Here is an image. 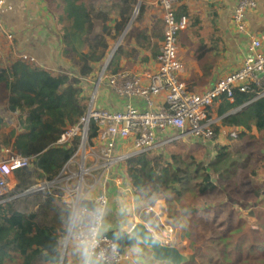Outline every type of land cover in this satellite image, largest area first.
<instances>
[{
	"label": "trees",
	"instance_id": "obj_1",
	"mask_svg": "<svg viewBox=\"0 0 264 264\" xmlns=\"http://www.w3.org/2000/svg\"><path fill=\"white\" fill-rule=\"evenodd\" d=\"M53 9L59 17L65 14L71 20V29L60 35L62 55L72 62L76 75L56 74L20 60L0 68V86L7 94L0 106L23 129L17 133V125L9 123L7 132H0V157L9 149L35 164L34 169L14 173L17 186L4 195L10 200L0 201V264H57L56 243L69 208L62 191L53 188L50 193L18 194L38 183L40 174L48 182L56 180L76 153L80 137L64 147L57 143L66 128L88 110L82 79L94 77L112 42L118 46L105 75L124 71L122 58L135 53L128 47L129 27L133 19L143 18L145 6L140 0L105 4L54 0ZM162 23L150 32L140 29L134 37L135 44L153 57L158 55V42L164 37V31L160 34ZM76 42L84 43L87 51H78ZM210 112L221 122L214 125L216 137L222 125L239 128L238 136L229 143H217L214 151L209 143L169 142L129 157L126 176L139 197L174 201L180 207L200 211L201 221L190 242L192 264H264V183L259 182L253 168L255 155L264 158V144L258 146V136L253 133L264 132V96H259L255 86L246 92L234 89L231 98L224 93L214 100L208 111V117L213 118ZM97 135L98 127L92 122L88 141ZM250 182L253 187L247 185ZM18 201L30 210H18ZM122 230L107 232L112 242L113 235L121 233L120 251L132 243Z\"/></svg>",
	"mask_w": 264,
	"mask_h": 264
},
{
	"label": "built area",
	"instance_id": "obj_2",
	"mask_svg": "<svg viewBox=\"0 0 264 264\" xmlns=\"http://www.w3.org/2000/svg\"><path fill=\"white\" fill-rule=\"evenodd\" d=\"M176 1L153 2L155 7L161 8V18L165 23L164 37L158 49L157 71L136 74L124 70L110 75L108 86L117 99L124 101L122 105L99 107L95 105L93 96L86 114L68 126L58 141L59 145H64L80 137L81 144L77 153L56 180L48 182L41 176L38 183L18 196H26L32 191L47 193L56 188L62 190V199L69 206L77 198L86 197L88 201L103 198L109 208L110 198L106 189L108 181L113 180L115 186H122L123 194L129 192L126 184L129 181L123 173L129 157L161 148L188 135L209 143L214 148L217 144L214 133L216 119L208 117V108L214 100L224 93L231 98L234 89L246 92L252 90L253 86L259 90V96H264V32H247L244 19L246 12L255 7L256 0H239L234 13L239 31L248 38V54L242 66L201 93L191 91L182 79L183 64L178 56V34L187 26L188 20L184 15L175 17L173 9ZM11 8L12 5L0 0V57L4 53V47L14 46L15 34L3 22V14ZM117 46L118 44L104 65L102 64L100 80L106 77V68ZM18 59L28 64L36 63L35 56L29 53L21 54ZM139 101L145 107H141ZM92 122L98 127V135L93 138V143H89ZM169 130L173 131V136H161ZM238 133L239 131H232L231 137L236 138ZM98 145L101 147L100 152L96 151ZM33 165L31 158L7 150L6 155L0 158V201L10 200L4 198V195L17 186L14 173L23 168H32ZM88 180L92 183L88 184ZM139 222L140 218L135 216L129 227L132 228ZM164 228L156 235L165 243L172 244L170 236L177 229V224L172 221ZM112 244V240L105 233L101 246L110 247ZM126 251L127 248L124 251L119 250L112 264H121L128 260Z\"/></svg>",
	"mask_w": 264,
	"mask_h": 264
},
{
	"label": "crops",
	"instance_id": "obj_3",
	"mask_svg": "<svg viewBox=\"0 0 264 264\" xmlns=\"http://www.w3.org/2000/svg\"><path fill=\"white\" fill-rule=\"evenodd\" d=\"M5 1L12 5V8L3 14V22L7 29L14 32L15 41L12 48L9 46L3 48L4 53L0 60V68L9 67L15 61L20 60L18 57L21 54L29 53L35 56V65L37 67L50 70L56 74L69 72L70 74L74 73V75H76V68L72 65V62L62 55L63 44L60 35L64 30L71 29V20L65 14H62L61 17L55 14L53 9L54 0ZM79 1L80 3L94 2L96 4H105L109 1L117 2L119 0ZM154 1L155 0H140V3L143 2L145 6L143 18L139 21L133 19L132 25L129 27L132 33L129 38L128 47L130 49L133 48L134 51H132L135 53L130 58H122L123 60L120 62V67L131 73H149L155 72L158 69L157 56L153 57L150 51L136 45L134 38L138 30L147 28L150 32L153 26L158 23L161 24L162 22L163 28L160 34L163 33L165 23L161 18L162 11L160 7L154 6ZM238 2L239 0H177L175 2L173 9L175 17L178 18L184 15L188 20L187 26L178 34V56L183 64L182 79L186 81L191 91L197 93L204 92L211 88L216 82L242 66L248 54V38L245 33L239 31L238 22L234 20V13ZM244 19L247 32L263 33L264 0H256L255 7L246 12ZM56 26H58L59 33L55 31ZM99 28L100 23L97 24V29ZM50 30L54 31V33L51 34ZM158 43H161V39ZM110 45L112 47L107 57L117 44L112 42ZM75 47L80 52L87 51V46L84 43L76 42ZM105 60L104 63L106 62ZM99 65L100 64L97 65V69H100L102 66ZM108 77L109 75L103 79L105 88H101L100 86L95 95V105L99 107H119L124 101L117 99L114 92L109 88ZM94 78H96L95 75L92 78H83L81 83L82 88H86L85 85L93 82ZM84 94L87 97L86 91L84 92L83 89V96ZM5 95H7L5 89L3 86H0V102L3 101V96L5 100ZM85 96L84 98L87 102ZM91 96L92 95H90V97ZM91 99L92 98H90V100ZM119 101L120 104H118ZM139 103L141 107H145L142 101H139ZM87 104L89 106V102ZM210 114H214L213 118L216 119V124L218 126L221 125L220 119L215 117L216 114L212 112H210ZM0 116L3 118V124H0V132H7L9 129L7 125L9 123H15V117L8 113L5 107L1 106ZM17 123L18 124H15L17 125V133H22L23 129L20 126V122ZM234 130L240 132L239 128L236 127L220 126L219 135L216 137L217 143H229L230 139L233 138L231 137V132ZM253 133L256 134L257 131L253 130ZM161 136H173V131L169 130ZM180 140L190 144L194 142L206 144L200 140H196L191 135L182 136ZM57 145L59 144L57 143ZM66 145H68V143L59 146L64 147ZM78 157L79 160L80 156ZM34 168L35 164L30 169ZM123 173L126 175L125 169ZM115 175L116 174H114V176ZM41 176L43 175L40 174V178ZM126 184L129 188L127 194H123L121 192L122 186H115L113 180L108 181L106 184V189L110 198L109 214L107 216L108 231L117 228L124 229L125 227L131 230L129 223L133 220L131 219L132 214H135V216L137 215L140 218V222L146 224L148 228L153 230L157 235L165 229V225L170 223V220H173L178 222L181 228L178 233L174 232L171 234L170 240L172 244L180 248L185 254L192 256L193 253L190 248V242L201 220L200 211H194L190 207H180L175 204L174 201L139 197L132 191L130 182H126ZM61 193L63 195V192ZM29 210L30 207L27 206L24 212ZM167 218H169L166 220L168 222L163 223V219ZM161 222L163 223L162 226ZM146 253L150 255L148 248H146ZM192 262L191 259L188 264H192ZM121 264H128V260H125ZM151 264L156 263L151 261Z\"/></svg>",
	"mask_w": 264,
	"mask_h": 264
},
{
	"label": "clouds",
	"instance_id": "obj_4",
	"mask_svg": "<svg viewBox=\"0 0 264 264\" xmlns=\"http://www.w3.org/2000/svg\"><path fill=\"white\" fill-rule=\"evenodd\" d=\"M108 214L109 208L103 198L74 200L61 221L62 233L56 243L57 264H68V257L74 258V264H112L119 254L121 233L113 235L110 247L101 246L109 227ZM122 232L132 241L126 251L128 264H151L152 257L145 248L152 243L147 229L136 232L125 227Z\"/></svg>",
	"mask_w": 264,
	"mask_h": 264
},
{
	"label": "rangeland",
	"instance_id": "obj_5",
	"mask_svg": "<svg viewBox=\"0 0 264 264\" xmlns=\"http://www.w3.org/2000/svg\"><path fill=\"white\" fill-rule=\"evenodd\" d=\"M55 31H56V33H59L58 26H56V30ZM50 33L52 34V33H54V31L50 30ZM1 58H2V56L0 57V60H1ZM107 59H108V57H106V60ZM103 65H104V63H103ZM103 65L100 67V69L97 70V72L95 74L96 78H94L93 82L89 83L88 85H85L86 88L83 87L84 92L86 91L87 97L85 96V94H84V96L87 98V103L91 101L90 98H92L93 95L94 96L96 95V93H97L98 89L100 88V86H101V88H105V86H104L105 83L103 82V78L100 80ZM90 95H92V96L90 97ZM15 124H18L17 121L15 123H11L9 125H15ZM8 127H11V126H8ZM256 135L258 136L257 139L259 140V142L257 143L258 146L264 144V132H257ZM100 148H101L100 145H98V147L96 148V151L100 152ZM261 148L264 150V146H261ZM92 157H93V155L90 156V158H92ZM255 158H256V160L254 162L253 168H255V170L257 172V178H258L259 182L264 183V158L257 157L256 155H255ZM86 182L88 184L92 183L91 180L90 181L88 180ZM61 184L65 185L64 182H62ZM247 185L253 187L251 182L248 183ZM16 208L18 210H20V211H25L27 206H25V204L22 201H18L17 204H16ZM134 217H135V214H132V218L131 219H134ZM136 217H138V216L136 215ZM141 217H143V216H141ZM168 219L169 218L163 219V223H167L168 221H166V220H168ZM172 221L173 220H170L169 222H172ZM200 221H199V223H200ZM163 223L161 222V226H162ZM176 224H177V229L174 232L178 233L180 231L181 225L178 222H176ZM163 227H164V225H163ZM195 231H196V229H195ZM195 231H194V233H195ZM194 233H193V235H194ZM193 235H192V237H193ZM145 248H147V247H145ZM68 264H74V258L68 257Z\"/></svg>",
	"mask_w": 264,
	"mask_h": 264
},
{
	"label": "water",
	"instance_id": "obj_6",
	"mask_svg": "<svg viewBox=\"0 0 264 264\" xmlns=\"http://www.w3.org/2000/svg\"><path fill=\"white\" fill-rule=\"evenodd\" d=\"M35 192H29L33 194ZM147 229V232L151 234V244H146L152 257V261L156 264H188L191 261V256L182 252L180 248L173 244L165 243L161 238H159L153 230L148 228V226L142 222L135 224L131 230L140 232L141 229Z\"/></svg>",
	"mask_w": 264,
	"mask_h": 264
}]
</instances>
